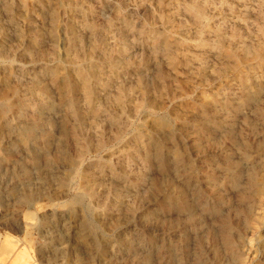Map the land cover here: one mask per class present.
<instances>
[{
    "label": "rangeland",
    "instance_id": "374dc122",
    "mask_svg": "<svg viewBox=\"0 0 264 264\" xmlns=\"http://www.w3.org/2000/svg\"><path fill=\"white\" fill-rule=\"evenodd\" d=\"M0 264H264V0H0Z\"/></svg>",
    "mask_w": 264,
    "mask_h": 264
},
{
    "label": "bare ground",
    "instance_id": "6f19581e",
    "mask_svg": "<svg viewBox=\"0 0 264 264\" xmlns=\"http://www.w3.org/2000/svg\"><path fill=\"white\" fill-rule=\"evenodd\" d=\"M199 10V9H198Z\"/></svg>",
    "mask_w": 264,
    "mask_h": 264
}]
</instances>
